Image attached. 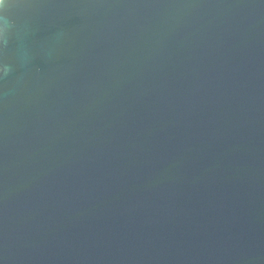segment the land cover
<instances>
[{"label": "water", "instance_id": "obj_1", "mask_svg": "<svg viewBox=\"0 0 264 264\" xmlns=\"http://www.w3.org/2000/svg\"><path fill=\"white\" fill-rule=\"evenodd\" d=\"M0 264H264V0H0Z\"/></svg>", "mask_w": 264, "mask_h": 264}]
</instances>
